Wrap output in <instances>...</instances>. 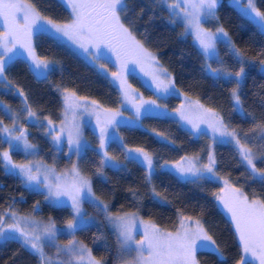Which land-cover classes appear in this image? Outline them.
<instances>
[{"label": "trees", "instance_id": "16d2710c", "mask_svg": "<svg viewBox=\"0 0 264 264\" xmlns=\"http://www.w3.org/2000/svg\"><path fill=\"white\" fill-rule=\"evenodd\" d=\"M28 2L33 4L41 15L51 17L58 23L71 20L70 9L59 5L57 0ZM255 2L257 7L264 11V0ZM128 9L125 25L158 57L159 64L167 69L174 86L185 96L217 112L229 125L230 130L235 129L241 136L247 133L249 147L257 151L256 145L261 141L254 139L259 135V130L253 129L256 122L264 120V68L260 64V61L264 60V32L229 4L228 0H222L218 6L216 19L203 21V26L212 31L223 26L235 49L239 50L245 61L246 77L240 89L242 108L247 114V119H243L239 112L234 110L231 97V90L235 87L234 77L216 78L207 71V64H211L213 68L221 67V64L213 59H205L190 35L184 34L183 23H171L172 17L166 6L157 3V0H128ZM33 42L36 54L41 59L54 61L57 70L50 73L47 79H39L30 70L27 61L16 62L7 72V80L4 81L7 87L0 86V102L10 113L19 114L21 123L27 129L29 141L36 145V158L60 170L70 163V159L65 156V147L63 152H57L50 139L45 136L44 129L25 119V102L18 93L23 91L27 97L26 103L42 120L47 117L54 123L59 122L62 117L61 91L65 88L74 91L79 98L96 101L105 110L118 109L121 96L105 74L79 56L66 43L57 42L47 34L41 33L33 37ZM217 52L226 71H239L238 58L225 43H217ZM107 69L115 71L112 63L107 64ZM127 79L138 96L156 100L157 104L170 110L176 109L181 103L180 98L173 95L160 98L136 70L130 73ZM122 113V117L126 119L135 116L126 109H123ZM0 119H3L4 124L10 125L12 122L3 111H0ZM139 124V127L121 125L118 133L120 140L128 148H144L153 155L157 169L151 184L145 183V172L141 166L126 161L124 163L127 171L104 168L103 174L97 175L99 155L95 146L98 144V137L95 131L86 130L85 135L92 147L79 163L81 171L90 178L96 196L108 205L113 215L136 213L141 219L152 222L164 231H175L181 216L200 220L220 245L226 257V264H235L241 256L238 235L214 193L219 194L221 182L228 180L250 198L255 196L264 199V184L252 179L233 144H213L208 134L194 136L169 117L142 116ZM211 147L218 173V180L215 182L199 180L191 183L166 169L159 168L165 161L176 163L182 157H199L198 162L204 164ZM4 150H8L7 143H0V152ZM107 150L117 161L124 160L119 144L110 143ZM10 153L12 159L17 162L27 160V156L22 152L10 150ZM256 163L258 168H264V162L257 160ZM153 187L159 196L154 195ZM132 191L137 192L136 197H133ZM84 208L95 222L85 229L78 230L74 238L87 245L93 256L102 260L103 264H119L125 261L126 257L123 258L119 251L115 231L104 214L97 212L88 203H84ZM6 211L54 222L57 229L66 226V221L72 215L70 208L54 207L45 200L41 192L30 191L20 178L6 174L4 167L0 165V214ZM71 237L66 234L59 235L60 240L65 242ZM45 252L52 260L59 258L65 260L64 264L69 261L76 264L71 257L60 258L50 245H45ZM197 259L200 264H219L217 256L213 254L197 252ZM0 264H39V260L30 250L22 247L20 242L9 241L0 245Z\"/></svg>", "mask_w": 264, "mask_h": 264}, {"label": "snow or ice", "instance_id": "6c2138e0", "mask_svg": "<svg viewBox=\"0 0 264 264\" xmlns=\"http://www.w3.org/2000/svg\"><path fill=\"white\" fill-rule=\"evenodd\" d=\"M57 3L70 9L69 22L58 23L51 17L41 15L28 0H0V86L7 87L4 83L7 80V72L20 60L27 61L30 70L39 79H47L50 73L57 70L54 61L41 59L36 54L33 37L37 33L47 34L57 42H63L66 38L94 62L104 61L100 63L101 69H107V64L112 63L116 70L110 71L109 83L120 93L124 102L122 107L131 104L135 109L132 121L119 120L118 117L123 115L119 109L102 111L96 101L82 102L86 101V98H78L74 91L66 88L61 91L64 113L59 127L47 117L42 120L26 103L27 97L21 90L18 95L23 97L25 102L23 109L26 113L25 119L30 120L34 126L44 129L45 136L51 138L58 151L63 152L66 145L69 159L72 155L82 159L90 145L82 140L80 117L94 115L96 127L99 128L97 151L99 167L96 174L102 175L104 168L127 171L124 163L126 161L141 166L145 172V183L151 184L157 169L153 155L144 148H128L116 133L121 125L139 127L142 116H167L168 113L158 111L160 106L156 100H144L142 96L135 94L127 79L135 68L130 69L129 65L139 66L144 75L151 77L160 98L174 94V81L167 69L159 64L158 57L125 25L129 11L128 0H57ZM157 3L166 6L172 17L171 23L175 24L177 21L183 23L184 34H191L194 37V42L206 60L213 59L221 64V67L217 68L207 64V71L216 78L234 77L235 87L231 90L234 110L238 111L243 119H247L240 95L241 84L246 77L245 61L239 50L235 49L223 26L217 27L215 31L203 27V21L217 18L216 10L222 0H157ZM232 3L245 18L264 32V11L257 7L255 0H246L244 4H241V0H232ZM218 42L225 43L237 56L239 71L233 73L223 68L217 52ZM260 64L264 68V60H261ZM105 75H108V71H105ZM0 111L9 115L12 121V126L8 127L4 125L3 119H0L2 134L0 143H7L9 149L14 148L17 152L34 156L36 145L29 141L27 130L18 127L19 114L10 113L2 102ZM175 111L178 113L179 121L191 126V134L206 135L210 130L214 141L219 139L220 143L233 144L241 163L245 165L252 179L264 184V168H258L256 163L257 160L264 162V120L255 123L253 131L258 129L259 135L254 139L261 142L256 145L257 151H253V148L249 147L247 133L241 136L235 129L230 130L223 117L212 109H206L199 103H189ZM44 120H47L46 124ZM201 125H206V129L201 128ZM110 143L119 144L123 161H117L114 156L109 155L107 149ZM207 160V164L200 165L199 157H182L172 167L181 179L188 182L195 183L199 180L215 182L218 173L216 160L211 151ZM167 164L165 161L159 168L164 169ZM0 165L4 167L6 174L20 178L30 191L41 192L45 200L54 207L71 209L72 215L66 221V229L68 235L73 238L69 240L66 248H57L56 251L58 255L63 252L74 257L76 264H103L102 260L93 256L91 249L78 243L74 238L78 230L87 228L92 222V218L83 209L84 203L103 213L108 223L114 227L121 253H136L134 264H200L197 252L216 255L219 264H226V257L220 245L200 220L192 222L191 217L181 216L175 231H162L150 221L140 219L136 213L113 215L108 205L96 196L91 180L81 174L77 163H73L71 168L58 174L55 168L43 164L14 163L10 151L4 150L0 152ZM223 183L224 187L220 189V194L214 195L229 214L238 235L241 256L235 264H264V199L255 196L250 198L241 188L234 187L228 180H224ZM152 191L155 196H159L154 187ZM132 195L136 197L137 192L132 191ZM5 215L7 213L0 215V245L18 241L38 258L39 264H52V258L45 252V241L48 245L54 246L61 231L57 229L56 224L50 221L42 228L33 226L29 230V224H34L29 218L11 212V219L6 222ZM141 233V238L136 239L137 234ZM59 264L64 262L60 261ZM68 264H71V261Z\"/></svg>", "mask_w": 264, "mask_h": 264}, {"label": "rangeland", "instance_id": "374dc122", "mask_svg": "<svg viewBox=\"0 0 264 264\" xmlns=\"http://www.w3.org/2000/svg\"><path fill=\"white\" fill-rule=\"evenodd\" d=\"M228 2H229V4H231L232 6H234V7H236L235 6V4H233L232 3V0H228ZM244 3H246V0H241V4H244ZM237 8V7H236ZM238 9V8H237ZM239 10V9H238ZM241 13V12H240ZM204 27V26H203ZM205 28V27H204ZM190 35V37H191V39H192V41H193V43L196 45V43L194 42V37L191 35V34H189ZM63 42L64 43H66L67 45H69L79 56H81L83 59H85L88 63H90L91 65H93V66H95V67H97L103 74H105V71H108V75H106L110 80H111V76H110V71L108 70V69H101V67H100V63H96V62H94L93 60H92V58L90 57V56H88L87 54H85V53H83V51L81 50V49H79V48H77L75 45H73L72 43H71V41H68L66 38H64V40H63ZM196 47L198 48V46L196 45ZM199 49V48H198ZM153 53V52H152ZM113 59H114V57H113ZM29 64V63H28ZM30 66V65H29ZM129 68L131 69V68H135V70L142 76V78H143V80L147 83V85L150 87V88H153L154 90H155V85H153L152 84V80H151V77L150 76H146V75H144V73L143 72H141L140 71V68H139V66H134V65H129ZM116 70V69H115ZM136 94V93H135ZM137 95V94H136ZM138 96V95H137ZM173 96H177L178 98H180V100H181V103L179 104V106L176 108V109H179V108H181V106L182 105H187V104H189V103H191V104H195V103H199L198 101H196V100H193V99H191V98H189V97H187V96H185L178 88H176L175 86H174V94H173ZM61 97H62V95H61ZM79 98V97H78ZM144 100H152V99H148V98H144V97H142ZM63 100V99H62ZM82 102H87V103H91L92 101H89V100H86V101H82ZM137 102H139V101H137ZM124 102L122 101V99H121V105H120V107L118 108L121 112H122V110L123 109H126V110H128V111H130L131 113H133V114H135V109L131 106V104H127V105H125V106H123L122 107V104H123ZM200 104V103H199ZM98 106H99V108H100V110H105V109H103L99 104H97ZM159 105V104H158ZM202 105V104H201ZM4 106V105H3ZM160 107H159V109H158V111H166L167 113H168V115L167 116H159V117H169V118H172V119H174V120H176L178 123H179V125L182 127V128H184V129H186V130H188L189 132H191V126L190 125H187V124H185L184 122H182V121H179V116H178V113L175 111L176 109H174V110H170V109H168L167 107H165V106H161V105H159ZM6 107V106H5ZM7 108V107H6ZM204 108H206V107H204ZM206 109H209V108H206ZM115 110H117V109H113V111H115ZM82 111V110H81ZM214 111V110H213ZM25 113V112H24ZM63 113H64V105H63V111H62V117H61V120L63 119ZM217 113V112H216ZM25 115H26V113H25ZM8 117L10 118V116L8 115ZM118 119L119 120H122V121H132V119L133 118H130V119H126V118H123L122 116H119L118 117ZM60 120V121H61ZM28 121H30V120H28ZM60 121L59 122H56V123H54L57 127H59L60 126ZM44 123L46 124L47 123V120H44ZM80 123H81V131H82V140L83 141H85L87 144H89L90 145V147H92L91 146V143H90V141L87 139V137H86V135H85V132H86V130H92V131H95L96 132V134H97V137L99 136V128L98 127H96V118H95V116L94 115H92V116H90V115H84V116H82V117H80ZM5 126H8V127H11L12 126V122H11V124L9 125V124H4ZM18 127H23V128H25L26 129V127L21 123V120H20V116H19V124H18ZM201 128H205L206 129V125H201ZM27 130V129H26ZM207 134L211 137V139H212V141H213V144L214 143H220L219 142V139H217L216 141H214L213 140V137H212V134H211V132H210V130H208L207 131ZM116 135L119 137V133L117 132L116 133ZM194 136H197V135H194ZM49 139H50V141H51V138L50 137H48ZM51 143H52V141H51ZM53 144V143H52ZM98 144H99V140H98ZM98 144L95 146V149L98 151ZM8 145V144H7ZM54 146V145H53ZM65 149H66V153H65V156L66 157H68L69 158V154H68V149H67V146L65 145ZM10 150H15L14 148L13 149H9V146H8V151H10ZM210 151L212 152V154H213V147H211L210 148ZM209 151V152H210ZM57 152H59L60 153V151H58L57 150ZM23 153V152H22ZM35 153H36V149H35ZM24 154V153H23ZM25 155V154H24ZM214 155V154H213ZM25 156H27V160L26 161H24V162H17V161H15V160H13V162L14 163H17V164H28V163H39V164H43V165H45V166H48V167H51V166H49V165H47V164H45L44 162H42V161H40V160H38L37 158H36V154L33 156V155H25ZM188 158H190V157H188ZM79 160L80 159H78L75 155H72L71 156V159H70V163H69V165L68 166H66V167H64V168H62V169H60V170H57L56 169V172L58 173V174H60V173H63L65 170H67V169H69V168H71V166H72V164L73 163H77L78 164V166H79V168H80V163H79ZM207 162H208V160H206V162L204 163V164H207ZM200 165H203V164H201L200 162H198ZM175 163H168L167 164V166L164 168V169H166V170H168V171H170V172H172L173 174H175L176 176H178V174H176L175 172H174V170H173V165H174ZM54 168V167H53ZM80 171H81V168H80ZM81 174L83 175V176H85L86 178H88V179H90L88 176H86L82 171H81ZM179 177V176H178ZM180 178V177H179ZM216 180H218V179H216ZM221 182V181H220ZM224 181H222L221 182V185H222V187H224V183H223ZM219 194H220V192H219ZM219 202V201H218ZM219 205H220V207L223 209V206L219 203ZM83 209H84V211H85V208H84V204H83ZM223 211L225 212V214L230 218V216H229V214H227L226 213V211L223 209ZM11 212H14V211H6V212H3L2 214H0V215H4L5 213H7V215H5V220H6V222H8V221H10V219H11ZM86 212V211H85ZM18 216H20V217H27V218H29V221H31V222H34V224L33 223H30L29 224V230H31V228L33 227V226H39L40 228H42L44 225H46V224H48L49 222H45V221H42V220H39V219H37V218H35V217H32V216H23V215H20V214H18L17 212H15ZM119 215H122V214H119ZM89 216V215H88ZM89 217H91L92 218V222L90 223V225L91 224H94V218L92 217V216H89ZM139 217V216H138ZM140 218V217H139ZM141 219V218H140ZM143 220V219H142ZM144 221H147V220H144ZM191 221L192 222H194V221H196V220H193V219H191ZM152 223V222H151ZM111 227L114 229V227L111 225ZM61 231L58 233V235H57V238H56V240H55V244H54V246H52V247H54V249H55V251H56V249L57 248H60V249H64V248H66V246L68 245V242H69V240L68 241H62V240H60V238H59V235L60 234H66V235H68V233H67V229H66V226H64L62 229H60ZM162 230V229H161ZM114 231H115V229H114ZM162 231H164V230H162ZM141 235H142V233L141 234H137V236H136V239H140L141 238ZM73 237H71V239H72ZM75 240L78 242V243H80V244H82V245H84V246H86L87 248H89L87 245H85L84 243H82L81 241H79V240H77L76 238H75ZM45 245H48V243L45 241ZM57 252V251H56ZM60 258L61 257H65L66 256V258H72V259H74L75 260V258L74 257H72V256H70V255H66V254H64L63 252H61L60 254ZM122 255H123V258H125V261H123V262H121V263H119V264H134V257L136 256V253L135 252H133V253H122ZM70 258V259H71ZM60 261H63V260H61V259H59V258H56V259H53L52 260V264H59V262ZM65 261V260H64ZM63 261V262H64ZM64 263H66V262H64Z\"/></svg>", "mask_w": 264, "mask_h": 264}]
</instances>
